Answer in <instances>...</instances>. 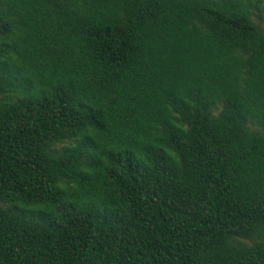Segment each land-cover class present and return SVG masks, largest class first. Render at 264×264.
I'll return each mask as SVG.
<instances>
[{
  "label": "trees",
  "instance_id": "trees-1",
  "mask_svg": "<svg viewBox=\"0 0 264 264\" xmlns=\"http://www.w3.org/2000/svg\"><path fill=\"white\" fill-rule=\"evenodd\" d=\"M0 264H264V0H0Z\"/></svg>",
  "mask_w": 264,
  "mask_h": 264
}]
</instances>
